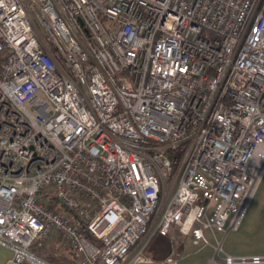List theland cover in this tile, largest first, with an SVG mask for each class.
<instances>
[{
  "label": "built area",
  "instance_id": "obj_1",
  "mask_svg": "<svg viewBox=\"0 0 264 264\" xmlns=\"http://www.w3.org/2000/svg\"><path fill=\"white\" fill-rule=\"evenodd\" d=\"M263 179L264 0H0L6 264H183L206 233L264 264L216 237Z\"/></svg>",
  "mask_w": 264,
  "mask_h": 264
},
{
  "label": "rangeland",
  "instance_id": "obj_2",
  "mask_svg": "<svg viewBox=\"0 0 264 264\" xmlns=\"http://www.w3.org/2000/svg\"><path fill=\"white\" fill-rule=\"evenodd\" d=\"M31 16L36 19L33 11ZM206 237L211 242L210 246L197 247L190 240L186 243L179 240L180 250L184 255L183 264H224L214 261L218 246L215 238L209 233H206ZM216 237L222 243L220 259L225 258L226 254L233 257L264 256V179L238 231H230L228 235L226 230L216 231ZM62 245L63 243L53 244L47 241L39 245L37 251L59 260L53 264H72L69 251ZM173 250L174 244L170 239L157 235L151 241L146 256L158 261L170 255Z\"/></svg>",
  "mask_w": 264,
  "mask_h": 264
},
{
  "label": "crops",
  "instance_id": "obj_3",
  "mask_svg": "<svg viewBox=\"0 0 264 264\" xmlns=\"http://www.w3.org/2000/svg\"><path fill=\"white\" fill-rule=\"evenodd\" d=\"M0 264H6L11 258V252L0 246Z\"/></svg>",
  "mask_w": 264,
  "mask_h": 264
},
{
  "label": "trees",
  "instance_id": "obj_4",
  "mask_svg": "<svg viewBox=\"0 0 264 264\" xmlns=\"http://www.w3.org/2000/svg\"><path fill=\"white\" fill-rule=\"evenodd\" d=\"M52 51L55 53V50L54 49H52ZM36 252L40 255V256H42L43 258H45L46 260H48V261H50V262H52V263H58V259H55L54 257H52V256H48V255H44L43 253H41V252H39V251H37L36 250Z\"/></svg>",
  "mask_w": 264,
  "mask_h": 264
}]
</instances>
